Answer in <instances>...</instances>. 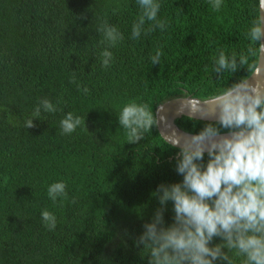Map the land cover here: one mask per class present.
Returning a JSON list of instances; mask_svg holds the SVG:
<instances>
[{
  "label": "trees",
  "instance_id": "16d2710c",
  "mask_svg": "<svg viewBox=\"0 0 264 264\" xmlns=\"http://www.w3.org/2000/svg\"><path fill=\"white\" fill-rule=\"evenodd\" d=\"M157 2L167 29L132 39L137 0H0V264H149L148 250L135 242L161 207L153 196L158 186L183 180L179 149L157 127L128 143L120 110L131 101L155 111L176 97L209 99L250 75L242 68L219 78L213 58L220 51L247 54L259 4L223 0L217 12L210 0ZM104 20L124 35L110 48L107 69L99 56L107 45L96 31ZM158 49L161 62L152 65ZM45 98L59 101L58 110L42 111L27 129ZM67 112L82 118L70 135L60 130ZM176 123L198 133L209 121L183 116ZM58 181L67 184L68 197L53 203L47 189ZM45 209L58 218L54 231L41 219ZM174 215L169 201L165 227ZM222 243L214 237L210 247ZM224 251L232 264H244L237 250Z\"/></svg>",
  "mask_w": 264,
  "mask_h": 264
},
{
  "label": "clouds",
  "instance_id": "9594fccd",
  "mask_svg": "<svg viewBox=\"0 0 264 264\" xmlns=\"http://www.w3.org/2000/svg\"><path fill=\"white\" fill-rule=\"evenodd\" d=\"M137 3L141 14L133 24L132 39L167 29L168 21L158 18L162 5L157 0ZM210 4L217 12L224 7L223 0H210ZM117 12L114 9L113 15ZM146 22H151L147 28ZM96 31L102 34L101 43L107 45L99 53L107 69L114 62L110 48L123 41L124 35L108 20ZM246 36L252 42L247 54L229 56L220 51L213 58L214 73L219 78L225 72L234 76L246 68L250 75L209 100L194 96L177 100L178 114L214 121L198 133L190 135L173 129L162 114L166 111L164 104L153 111L148 104L131 101L120 110L118 121L127 132L128 143H139L163 121L170 129L168 135L161 132L166 143L179 149L176 171L183 180L158 186L153 196L158 197L161 207L152 222L144 224V232L135 242L137 247L143 245L142 253L148 250L149 264H215L217 259L232 264L224 249L237 250L246 258L244 264H264V0H259ZM161 56L158 49L150 58L151 64H160ZM83 91L88 93L89 89ZM58 104L42 99L25 127H34L42 111L56 113ZM81 123L79 115L67 112L60 120L61 134H72ZM66 189L64 181L52 183L48 197L53 203L58 199L63 202L68 197ZM169 201L173 203L174 223L165 227L164 211ZM72 203H77L75 198ZM41 219L49 231L56 229L58 218L54 213L45 209ZM214 237H221L224 243L210 247Z\"/></svg>",
  "mask_w": 264,
  "mask_h": 264
},
{
  "label": "water",
  "instance_id": "95a60500",
  "mask_svg": "<svg viewBox=\"0 0 264 264\" xmlns=\"http://www.w3.org/2000/svg\"><path fill=\"white\" fill-rule=\"evenodd\" d=\"M184 97H192V96H181V97H176V98H173V99H170V100H167L165 101L164 103H161V104H164L165 105V108H166V111L164 113H162L163 115L166 116V119H167V123L168 124H171L172 128L173 129H176L177 131L181 132V133H187V134H196V133H192V132H189V131H186L182 128H180L178 126V124L176 123V120L177 119H180L182 118L183 116H187L186 114H178L177 113V108H178V102L177 100L178 99H181V98H184ZM200 99V98H199ZM210 99V98H209ZM209 99H200V100H209ZM160 104V105H161ZM159 106V105H158ZM195 119H199V120H203V121H209V122H214V121H210V120H207V119H200V118H195ZM160 134L161 132H164L165 135H168L169 134V131L170 129H168L167 125L165 124V122H161L159 127H157ZM223 134H227V131L226 132H223ZM162 138L165 140L164 138V135L161 134Z\"/></svg>",
  "mask_w": 264,
  "mask_h": 264
}]
</instances>
